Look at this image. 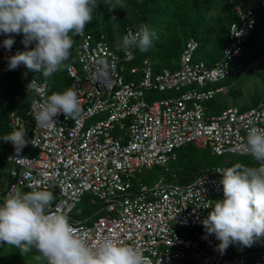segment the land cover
Masks as SVG:
<instances>
[{"label":"built area","instance_id":"2783aa9c","mask_svg":"<svg viewBox=\"0 0 264 264\" xmlns=\"http://www.w3.org/2000/svg\"><path fill=\"white\" fill-rule=\"evenodd\" d=\"M239 18L231 23L227 42L219 62L209 66L195 59L199 42L191 39L181 54L177 70L164 69L155 74L146 59L141 67H131L129 81L124 77L125 63L136 59L138 48L130 54L117 53L106 41L101 29L95 32L88 25L79 35L76 50L81 70L69 64V87L78 92L81 113L77 119L60 115L54 119L55 129L42 128L34 119L37 107L30 106V121L10 114L11 130H24L27 144L19 155L15 148L5 155L10 186L6 195L46 190L54 199L49 212L67 215L76 234L89 245L105 237L138 248L149 264H264V237L254 238L250 252H238L234 243L221 252L215 235H209L202 221L212 211L209 202L223 199L224 168L210 166L195 180L179 184L160 180L148 186L136 176L153 167H164L176 160L184 147L194 145L211 149L217 157L248 155L244 151L248 129L264 128V98L258 107L241 110L229 106L220 114L207 115L203 102L213 100L224 88H211L229 77L241 57L243 46L255 26L251 10L236 8ZM131 29L133 34L138 30ZM122 41V39H121ZM7 59L30 51L17 47L1 48ZM108 64L106 83L93 77ZM24 94H33L43 102L51 95L52 81L23 64L17 69ZM35 81L36 93L28 91ZM146 92L173 93L169 98L151 100ZM53 94V93H52ZM103 116L90 124L96 116ZM31 149L33 154H26ZM175 180L179 176L174 175ZM85 195L102 206L90 220L78 219L74 210ZM196 227L203 232L201 247L191 238H181V228Z\"/></svg>","mask_w":264,"mask_h":264},{"label":"clouds","instance_id":"9594fccd","mask_svg":"<svg viewBox=\"0 0 264 264\" xmlns=\"http://www.w3.org/2000/svg\"><path fill=\"white\" fill-rule=\"evenodd\" d=\"M230 2L237 19V7L253 13L251 3L243 6L235 0ZM96 4L97 0H0V33L8 36L23 34L25 48L35 45L30 51L8 57V70H15L23 64L47 78L68 68L66 62L70 59L74 37L82 35L85 26L94 20ZM120 5L121 0H115L108 9L112 11ZM112 20L115 21L114 16ZM234 21L228 24V31ZM157 38L148 25L141 24L134 34L128 29L118 47L125 54H130L132 48L146 52ZM13 43L15 40L9 38L4 40L3 46L10 50ZM100 63L103 68L97 70L93 79L104 84L109 77L108 64L105 60ZM34 84L33 80L28 91L38 93ZM221 88H224L222 93L227 92L226 87ZM32 103L37 107L34 119L42 128L55 129L57 122L54 118L60 115L77 119L81 113L74 87L53 93L43 102L33 98ZM25 137L24 130H13L4 136L3 141L11 142L19 155L27 144L36 143ZM244 151L254 158L256 165L237 162L220 172L224 198L209 202L212 211L202 221L206 232L214 234L220 241L218 248L221 252L234 242L249 247L254 238L264 237V128L248 129ZM53 199V193L46 190L5 197L0 204V242L19 249L22 256L35 249L38 253L35 259L43 257L47 264H149L138 248L111 237L89 245L76 234L67 215L61 211H48Z\"/></svg>","mask_w":264,"mask_h":264},{"label":"trees","instance_id":"16d2710c","mask_svg":"<svg viewBox=\"0 0 264 264\" xmlns=\"http://www.w3.org/2000/svg\"><path fill=\"white\" fill-rule=\"evenodd\" d=\"M230 1L231 0H121L120 6L109 11L108 8L110 7V3H114L115 0H97L94 10V20L87 25L90 27V30L95 32L101 29L106 37V41L119 54H122V51L119 49L118 43L121 41L122 35L127 28H136L138 25L146 24L151 31L156 33L158 38L153 40L152 47L146 52H141L138 49L136 52V59L132 62L125 63L126 69H124L123 74L126 80L129 81L132 79L129 75L130 68L141 67L146 59L150 60L155 74L162 72L165 68H173L176 60L180 59L186 43L192 38L198 40L200 43L199 49L196 51L197 54L200 49L205 48L206 43L208 44L214 39L219 41V37L221 38L223 34H226L225 44L221 48V52H223L227 42L228 24L237 19V15L234 13V7L231 5ZM235 1L238 4H243V6H246L247 3H251L255 18L254 29L250 34V38L244 44L243 53L238 61H236L235 67L240 59L247 57L250 63H255L256 66L259 65L258 71L262 70L261 75L262 78H264V55L262 54V48L264 49V0ZM214 11L220 12L215 13ZM113 16L115 17V21L112 20ZM9 38H13L15 41L19 39L21 45L24 46L22 43L23 34H12L8 36L0 33V48L3 46L4 40ZM78 45L79 38L76 36L74 37V45L71 49L70 59L66 62L68 65L74 64L77 66L76 63L78 62V58L76 50ZM34 46L35 45L32 44L27 48L32 50ZM217 62L219 61L214 62L212 65L208 62L206 63L213 66ZM234 71L229 77L233 75ZM47 78L52 81L51 92L62 93L69 88L71 84V79L67 74V68ZM262 82L264 86V81L262 80ZM233 94L239 95L237 91H234ZM34 97L33 94L26 95L23 93L19 84L18 71L16 69L8 70V61L3 58L0 52V201L6 195L8 186H10V177L7 172L5 155L8 151L15 148L11 142L3 141L4 136L12 132L9 124L10 114L16 113L22 120L26 122L30 121L28 112ZM263 98L264 93L255 99L251 108L258 107ZM227 107H220L219 110L216 111L214 106H209V113L206 114H220ZM248 109L241 110L245 111ZM194 150L195 148L191 149V145L184 147L177 153V157L178 154L182 152V157L184 159L188 158L190 161H195ZM238 158L239 162L246 165H256V161L250 155H238ZM195 166L190 167L191 172H188L190 175L186 172L177 173V175H180V179L178 180L179 184L193 182L197 175L205 169L200 166L196 168ZM183 170H187L185 166ZM85 200L83 199L82 202ZM93 202L96 203L97 200H93ZM98 210L99 209L87 211L85 216L88 217L83 219H81L79 215L76 216L81 220H90ZM235 243L236 242H234V246H236ZM248 248L247 251L243 252H250V247Z\"/></svg>","mask_w":264,"mask_h":264},{"label":"rangeland","instance_id":"374dc122","mask_svg":"<svg viewBox=\"0 0 264 264\" xmlns=\"http://www.w3.org/2000/svg\"><path fill=\"white\" fill-rule=\"evenodd\" d=\"M215 13H219L218 11H214ZM216 17V16H214ZM13 39V38H11ZM226 40V34H223L221 38L218 40H212L210 43H204L205 48L200 49V51L196 54V59L204 60L209 64H213L216 61H219L222 57L223 52H221V48L224 46ZM217 43V44H216ZM217 45V46H215ZM15 46L20 47L21 41L17 39L15 41ZM262 54L264 55V49L262 48ZM77 68L81 70V66L77 62ZM180 64V59H177L173 68H168L171 71H175ZM259 65L256 66L255 63H250L247 57L244 59H240L237 62L236 69L231 77L217 83L212 84L211 88H219L226 87L227 92L225 94L219 93L216 95L213 101L203 102V106L205 108V113L208 112L209 106H214L215 110L218 111L219 108H223V106H237L240 109H248L253 106V102L257 97L264 93L263 82L264 78H262V70L258 71ZM234 77V78H233ZM238 77V78H235ZM234 91H237L239 95L233 94ZM241 91V92H240ZM55 93V92H51ZM173 96V93H152L146 92V98L151 100L161 99V98H169ZM103 116H96L92 118L89 123L93 124L99 121ZM190 146V145H189ZM187 147V146H186ZM195 161L189 160L188 158L182 157V152L178 154L176 160L172 161L169 164V172L166 171L164 167H153L151 169L144 170L142 173L136 176V180H140L144 184L148 186H153L158 183L161 179L166 182L178 183L177 180L170 178L177 173L191 172L190 167L195 165L197 167L207 168L210 166L220 167V168H228L233 164L239 162L238 155H231L225 157H217L212 152L211 149H200L194 145H191V149H194ZM26 154H33L31 149H26ZM197 155V157H196ZM240 156V155H239ZM184 166L187 170H183ZM193 169V168H192ZM190 175V173L188 174ZM180 177V175H177ZM19 194H25V190L23 188H19ZM87 198V199H86ZM83 199L85 200L84 202ZM217 200H221L220 197H216ZM102 206L101 202L97 200V202H93V198L89 195H85L82 200L77 204L74 214L79 215L81 219L86 218L87 211H93L95 209H99ZM78 217V216H76ZM179 236L181 238H191L195 242L198 243L199 246L204 245L203 240V232L200 228L190 227V228H181L179 230ZM235 248L238 252L247 251L248 246H244L239 242L235 243ZM38 255L35 249L27 255H21L19 249L7 245L4 242H0V264H47V261L41 257V259H35V256Z\"/></svg>","mask_w":264,"mask_h":264},{"label":"crops","instance_id":"0c3cea01","mask_svg":"<svg viewBox=\"0 0 264 264\" xmlns=\"http://www.w3.org/2000/svg\"><path fill=\"white\" fill-rule=\"evenodd\" d=\"M149 60V59H148ZM150 61V60H149ZM151 63V62H150ZM236 249V248H235Z\"/></svg>","mask_w":264,"mask_h":264}]
</instances>
